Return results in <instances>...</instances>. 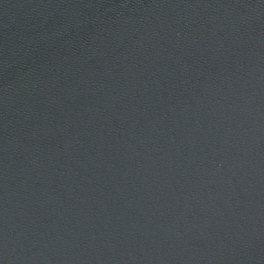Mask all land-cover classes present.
Here are the masks:
<instances>
[{"label": "water", "instance_id": "obj_1", "mask_svg": "<svg viewBox=\"0 0 264 264\" xmlns=\"http://www.w3.org/2000/svg\"><path fill=\"white\" fill-rule=\"evenodd\" d=\"M0 264H264V0H0Z\"/></svg>", "mask_w": 264, "mask_h": 264}]
</instances>
